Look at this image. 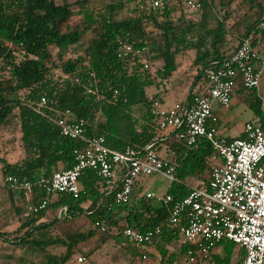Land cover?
Instances as JSON below:
<instances>
[{"label":"trees","instance_id":"trees-1","mask_svg":"<svg viewBox=\"0 0 264 264\" xmlns=\"http://www.w3.org/2000/svg\"><path fill=\"white\" fill-rule=\"evenodd\" d=\"M232 1L222 0L221 3ZM187 2L0 0V128L17 114L25 153L16 162L0 158L4 178L11 175L35 182L75 164V152L82 149L85 142L64 136L56 122L70 110L73 120L88 121L89 136L103 137L105 145L113 150L124 152L131 147L142 152L148 144L155 143L168 158L175 156L177 179L168 189L174 200L188 196L190 177L209 179L210 170L217 162V151L205 138L192 145L177 138L184 127L165 134L166 128L160 127L151 110L153 101L163 100L160 92L149 94L148 88L171 80L179 68L176 58L179 52L196 50L194 63L198 73L182 102H191L203 95L206 68L232 55L242 38L250 37L256 48L257 39L264 38V31L260 29L264 0H242L247 7L244 14L235 19L227 11L214 28H208L206 21L211 0H204L200 9H192ZM125 9L129 15L118 18ZM177 10L181 11L178 17L175 16ZM192 11L200 12L199 21L187 18L186 12ZM151 28L159 30L163 48L150 50ZM91 33L93 37L84 54L68 56L81 45L83 36ZM230 35L236 37L237 43L226 46ZM120 41L144 49L143 55L134 59L121 55ZM154 52L163 59V65L155 72L148 62ZM238 92L249 96L251 107L264 127L263 100L258 89L241 87ZM43 98H46L45 104ZM6 186L13 197L15 192ZM79 186L78 197L59 193L52 198L38 187L30 197L21 192L26 202L39 204L48 199L49 205L22 218L12 232L0 228V242L24 250L17 257L7 255L15 262L5 264H63L81 244L95 237L98 230L104 233L101 244L111 237L123 236L126 227L146 231L156 226H161L163 231L151 242L141 246L131 244L133 257L139 254L141 247L152 245L159 253V264H174L181 256L185 258L183 264H240L243 261L245 249L232 241H223L212 256L188 263L186 254L192 245L181 242L179 226L170 223L166 206L154 204L146 195L131 198L126 204L117 203L119 187L112 190L90 168L80 175ZM62 207H67L68 216L46 219L50 209L58 211ZM17 210L23 213L22 208ZM87 222L95 227L87 228ZM102 226L106 229L102 230ZM177 240L180 241L178 251L169 254L170 246ZM58 245L66 248L65 253L48 250ZM237 247L239 251L234 260ZM130 264L136 262L131 259Z\"/></svg>","mask_w":264,"mask_h":264},{"label":"built area","instance_id":"built-area-1","mask_svg":"<svg viewBox=\"0 0 264 264\" xmlns=\"http://www.w3.org/2000/svg\"><path fill=\"white\" fill-rule=\"evenodd\" d=\"M187 3L192 9H200L204 0H188ZM260 29L264 31V18ZM120 49L121 55L133 59L144 53V49L125 41H120ZM263 73L264 57L253 46L252 39L244 37L232 55L205 69L207 91L203 95L196 96L191 102H176L171 106L160 100L152 102V113L161 128L184 127L177 133V138L184 139L189 145L205 138L218 154L209 179H198L195 185L188 183L190 193L185 198L174 200L170 193L160 195L154 191L146 194L154 204L166 206L170 223L179 226L181 242L192 245L186 254L188 263L203 261L212 256L223 241H232L245 249L240 264H264V127L259 119L247 121L242 137L225 138L219 134V119L213 110L215 104L230 107L241 87L258 89ZM42 103H46V98ZM56 122L64 136L85 142V146L75 152V164L35 182L7 176L5 183L13 192L24 191L30 197L38 187L48 197L54 198L59 193L78 197L79 177L90 168L112 190L119 187L116 201L126 204L132 198L139 177L162 174L172 182L177 179L176 157L165 159L155 143L148 144L142 152L131 147L120 152L105 145L103 137L89 136L86 131L88 121L73 120L70 110ZM118 167L122 168L119 175ZM48 205V199L39 204L30 203L26 216L47 209ZM62 216H68L67 207L58 210V217ZM105 229L102 226V230ZM162 231L161 226L146 231L126 227L123 237L130 244L141 246ZM143 257L147 258L145 254ZM86 260L85 256L78 258L79 262Z\"/></svg>","mask_w":264,"mask_h":264},{"label":"rangeland","instance_id":"rangeland-1","mask_svg":"<svg viewBox=\"0 0 264 264\" xmlns=\"http://www.w3.org/2000/svg\"><path fill=\"white\" fill-rule=\"evenodd\" d=\"M222 0H211V4L207 9L208 16L206 21L208 22V28H214L218 24L219 17L224 18V15L229 11V15L232 18H238L242 16L247 10L246 6L241 3L242 0H233L231 3H221ZM185 7V6H184ZM183 7V8H184ZM181 11L177 10L175 16H180ZM188 17H192L195 21L201 19L200 12H186ZM129 15L127 9L121 11L118 18H124ZM241 18V17H240ZM151 41L150 50L159 49L164 47V41L160 39L157 29H150ZM93 34H86L83 36L81 45H78L75 50H71L68 56H77L78 54H84L86 47L89 45L90 39ZM237 43L236 37L233 35L229 36V41L226 46H233ZM260 53L264 57V46L259 48ZM57 53V50H55ZM196 50H185L181 51L177 55V62L179 63V68L177 72L173 75L170 81H162L158 86H151L148 88L149 94H154L158 90H162L161 86L169 82V88L173 93L171 95L161 94V97L166 99L167 105H173L178 101H183L187 98L191 88L193 87V82L198 73V68L195 65ZM149 65L151 70L155 72L163 65V59L157 52H154L151 59H149ZM198 82V81H197ZM164 88V87H163ZM168 89L163 92H167ZM258 93L260 96H264V73L261 79L260 86L258 88ZM264 107V105H263ZM218 109L220 115H227V120H223L220 124L219 133L224 136H229L231 138H236L242 135L245 130V123L248 120L259 119L251 107V100L249 96L245 94H240L237 92L236 96L232 99L230 107H222L217 104L215 107ZM229 121V122H227ZM168 129V128H167ZM24 152L21 139V129L19 124V119L17 114L11 116L5 125L0 128V158H7L11 162H15L20 159V156ZM3 163L0 159V187L2 191L0 192V228L2 230L14 231L18 228L21 219L27 218L26 212L28 211L29 201L26 202L24 197L19 198L15 202L14 197L10 195L9 190L6 188L5 178L3 176ZM139 182L135 185L133 190L132 198H140L145 196L149 189L154 192L164 195L167 193L172 181L162 175L153 174L149 176H142L138 178ZM197 180H193L191 184L195 185ZM136 194V196H135ZM22 208L23 213H19L17 208ZM58 215V211L49 210L46 216L47 220H52ZM87 228L95 227L92 223H86ZM60 232V231H57ZM103 232L98 230L96 236L90 238L84 244H81L76 253L73 256L67 258L63 264H130L131 259L136 262V264H159L160 256L159 253L154 249L152 245L141 247L139 254L133 257V246L129 242L125 241L120 243L118 239L111 237L104 243L100 244V238L103 236ZM15 234H12L14 237ZM100 244V245H99ZM97 247L93 252L92 249ZM180 246V241L177 240L172 243L169 248V254H175ZM52 253L62 254L65 253L66 248L62 245L53 246L48 249ZM23 249L14 244H9L4 241L0 242V264H5L6 262L14 263L15 259H10L7 255L19 256L23 253ZM223 250L221 249V252ZM239 247L235 249L234 257L236 260ZM218 252V250H217ZM88 254L87 260L84 262H79L78 258L80 256H85ZM155 254L151 255V254ZM144 254L147 258H144ZM39 260V259H38ZM185 258L181 256L174 264H183Z\"/></svg>","mask_w":264,"mask_h":264},{"label":"crops","instance_id":"crops-1","mask_svg":"<svg viewBox=\"0 0 264 264\" xmlns=\"http://www.w3.org/2000/svg\"><path fill=\"white\" fill-rule=\"evenodd\" d=\"M257 49H259L261 46H264V38L262 37V38H258L257 39ZM260 50V49H259ZM261 64H259V66H260ZM162 88V90L163 91H165L166 89H168V91L167 92H163L162 93V90H158V92H160L161 94H165V95H171L170 93H173L172 92V90H170V88H169V82H167V83H165V84H163L162 86H161ZM164 87V88H163ZM207 91V84L204 86V89H203V91L202 92H206ZM160 97H161V95H160ZM162 98V100H163V102H164V104L165 105H167L168 103L166 102V99H164L163 97H161ZM261 98H262V100H263V105H264V96H261ZM185 100V99H184ZM178 102H182V101H178ZM171 106V105H170ZM217 106V104H215L214 106H213V110H214V113L218 116V119H219V122H218V131L220 130V124L223 122V120H227V115H220V113L218 112V109L217 108H215ZM263 109H264V107H263ZM258 120V119H257ZM257 120H255V121H257ZM248 121H251V120H248ZM227 122H229V121H227ZM247 122V121H246ZM174 129H172V128H168V129H165L164 130V133L165 134H168V133H170L171 131H173ZM220 135H221V133H219ZM243 134V133H242ZM221 136H223V137H225V138H229V139H231V137H229V136H224V135H221ZM160 153H161V155H162V157H164L165 159H171L172 157H170V158H168L167 156V154L165 153V151L164 150H161L160 151ZM25 156V153L23 152L22 153V155L20 156V159H22L23 157ZM19 159V160H20ZM9 161V160H8ZM18 161V160H17ZM9 162H11V161H9ZM16 162V161H15ZM121 167H118L117 168V175H119V173L121 172ZM193 180H198V177L197 176H192V177H190L189 179H188V183H192V181ZM138 182H139V180L137 179V182H136V185L138 184ZM172 185V184H171ZM6 188H7V186H6ZM8 189V188H7ZM2 191V188L0 187V192ZM149 191H153L152 189H149L148 190V192ZM21 192L22 191H20V192H17V193H15L14 195H13V197H14V199H15V202H17L18 201V199L19 198H22L23 196H22V194H21ZM147 192V193H148ZM167 193H168V191H167ZM166 194V193H165ZM135 196H136V194H135ZM27 197H29L28 195H27ZM125 242V241H124Z\"/></svg>","mask_w":264,"mask_h":264},{"label":"water","instance_id":"water-1","mask_svg":"<svg viewBox=\"0 0 264 264\" xmlns=\"http://www.w3.org/2000/svg\"><path fill=\"white\" fill-rule=\"evenodd\" d=\"M118 241H119L120 243H123V242L125 241V238H124L123 236H120V237L118 238Z\"/></svg>","mask_w":264,"mask_h":264}]
</instances>
